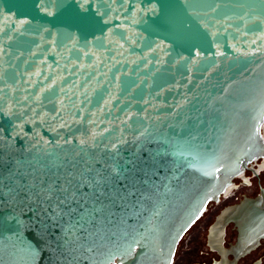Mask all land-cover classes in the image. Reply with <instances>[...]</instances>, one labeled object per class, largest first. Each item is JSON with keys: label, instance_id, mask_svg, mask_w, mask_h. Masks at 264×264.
I'll use <instances>...</instances> for the list:
<instances>
[{"label": "water", "instance_id": "1", "mask_svg": "<svg viewBox=\"0 0 264 264\" xmlns=\"http://www.w3.org/2000/svg\"><path fill=\"white\" fill-rule=\"evenodd\" d=\"M263 122L264 0H0V264H170Z\"/></svg>", "mask_w": 264, "mask_h": 264}, {"label": "flooded vegetation", "instance_id": "2", "mask_svg": "<svg viewBox=\"0 0 264 264\" xmlns=\"http://www.w3.org/2000/svg\"><path fill=\"white\" fill-rule=\"evenodd\" d=\"M264 145V122L260 130ZM264 150L261 156L249 162L243 171L233 178L219 197L207 204L205 210L184 233L176 245L170 264H264V235L255 240L256 228L249 221L253 211L264 208ZM200 248L190 252V258L177 260L176 254L183 240L187 251L192 227L203 217ZM241 240L244 247L238 250ZM256 250L258 252L251 256ZM251 256V257H250ZM111 264H121L115 259ZM142 264H163L153 260Z\"/></svg>", "mask_w": 264, "mask_h": 264}, {"label": "rangeland", "instance_id": "3", "mask_svg": "<svg viewBox=\"0 0 264 264\" xmlns=\"http://www.w3.org/2000/svg\"><path fill=\"white\" fill-rule=\"evenodd\" d=\"M206 218L203 217L201 220H199L193 227L192 229L188 232L187 236L185 237V239H187L190 236V241L188 243V248L189 250L187 251V247H186V241L183 240V242L180 244L179 246V250L176 254L177 260H180L181 258H190L192 251L195 250H201L200 248V241H201V237H200V233H199V229L201 226L202 221ZM258 252V250H256L251 256H254L256 253ZM250 256V257H251Z\"/></svg>", "mask_w": 264, "mask_h": 264}]
</instances>
